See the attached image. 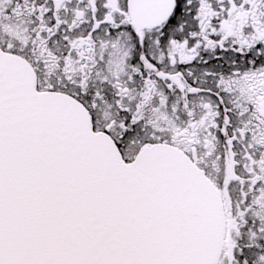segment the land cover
<instances>
[{"label": "snow or ice", "instance_id": "snow-or-ice-1", "mask_svg": "<svg viewBox=\"0 0 264 264\" xmlns=\"http://www.w3.org/2000/svg\"><path fill=\"white\" fill-rule=\"evenodd\" d=\"M0 264H264V0H0Z\"/></svg>", "mask_w": 264, "mask_h": 264}]
</instances>
